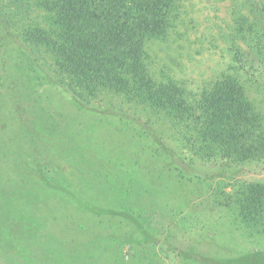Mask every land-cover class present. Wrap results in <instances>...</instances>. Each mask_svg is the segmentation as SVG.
<instances>
[{"label":"rangeland","instance_id":"1","mask_svg":"<svg viewBox=\"0 0 264 264\" xmlns=\"http://www.w3.org/2000/svg\"><path fill=\"white\" fill-rule=\"evenodd\" d=\"M20 3L0 0V60L13 55L29 75L7 74L0 62V115L12 129L19 115L28 129L31 114L42 125L45 114L58 113L67 127L83 128L45 136L57 148L42 166L49 183L81 179L73 178L75 190L59 186L62 198L38 200L3 201L9 191L0 182V264H264V219L240 216L242 207L256 209L248 197L253 185L264 186V161L227 164L201 154L182 117L228 78L264 116V0H170L164 35L143 47L144 84L165 92V107L72 78L35 46L46 12L34 1ZM47 31L54 36V28ZM15 76L27 112L13 111ZM30 99L43 111L32 110ZM13 141L9 152L28 160L32 146ZM13 160L1 159L0 173L11 174ZM97 183L109 188L104 202Z\"/></svg>","mask_w":264,"mask_h":264},{"label":"trees","instance_id":"2","mask_svg":"<svg viewBox=\"0 0 264 264\" xmlns=\"http://www.w3.org/2000/svg\"><path fill=\"white\" fill-rule=\"evenodd\" d=\"M10 1L23 2L20 4L34 1L46 12V30L36 29L33 32L35 46L48 51L58 66L64 68L68 74L72 75V78L96 84L99 87V92L106 89L125 95L131 92L143 100H148L154 107L166 106L169 99L165 92L159 91L160 89L151 91L153 85L144 84L142 69L146 59L143 51L144 43L164 35L167 7L170 5V0ZM19 7L16 6V8ZM49 28H54V36H51L47 31ZM3 44V42L0 44V48L3 47ZM6 57L9 59L1 57L0 60L6 67L7 71L3 69L4 72L11 74L12 71H21V73H26L24 75H29L28 72L17 67L12 59L13 55H6ZM28 79L27 77L26 84ZM21 83V80L15 76L11 80L12 88H10L13 93L16 92V100L13 99L12 102L14 104L13 111L18 113L28 110L27 106L18 104V101L24 102L22 98L24 88ZM53 84L62 88L60 82ZM139 87H145L147 90L138 91ZM70 90L76 97H80L81 93H77L74 89ZM83 94L82 92V96ZM2 104L0 100V108ZM28 104L34 111H43V106L36 107L35 103L32 105L31 99ZM195 105V108L188 107L182 117L188 127L187 134L192 140V146L194 147V142L198 143L199 148H202L199 151L201 154L205 156L211 154V157L214 156V158L218 156L227 164L264 161V116L254 110L238 82L230 78L217 82ZM19 116L17 127L12 129L4 123L5 120L0 115V160L12 162V157L15 158L11 164L4 163L11 167L12 173H0V182L7 183L4 188L9 191L2 200L17 198L38 200L56 195L58 198H62L61 196L64 195L59 193L60 191H55L60 188L59 186L66 189L73 186V190H75L74 179L80 180L81 178L73 177L71 173L69 174H71L72 181L69 178L67 180L72 183L62 184L56 181L49 183L43 179L42 166L47 161L54 160L57 148L53 143H45V136L55 135L65 128L81 133L83 128H79V125H76L75 128L67 127L65 121L68 117L58 113L57 116L45 114L43 118L47 121L42 125L35 120L34 114H31L27 129V127H21L20 123L25 119L22 115ZM72 134L75 132L70 133L69 136ZM60 137L66 139L64 136ZM14 139L16 144H21L23 139L24 143L32 146L28 160H19L21 155L16 149H14V153L9 152ZM68 141L72 142V139H68ZM42 152L44 157L37 155ZM92 154L95 155V153ZM75 159V162L79 161L78 158ZM88 182L81 180L83 185H88ZM50 184H53V190L47 192ZM100 184L102 183L100 182ZM100 184L93 185L104 196L100 197L102 198L100 202H104L105 196L109 195V188ZM2 186L0 184V196ZM251 190H254V193H251L253 192ZM13 192H18V194ZM87 197L91 198V195L89 194ZM248 200L256 209L241 208L239 204L240 216L244 220L248 218V223L264 219V186L253 185L250 188ZM106 202L110 204V201ZM242 206H244L243 203ZM249 210H253L256 214L249 217Z\"/></svg>","mask_w":264,"mask_h":264}]
</instances>
